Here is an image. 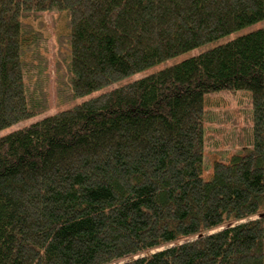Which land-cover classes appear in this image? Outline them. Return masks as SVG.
Masks as SVG:
<instances>
[{
    "label": "trees",
    "instance_id": "1",
    "mask_svg": "<svg viewBox=\"0 0 264 264\" xmlns=\"http://www.w3.org/2000/svg\"><path fill=\"white\" fill-rule=\"evenodd\" d=\"M66 18L67 98L0 135V264H264V0H0V130L42 113L36 20ZM30 85L33 90L30 89ZM248 91L205 160L209 95Z\"/></svg>",
    "mask_w": 264,
    "mask_h": 264
},
{
    "label": "rangeland",
    "instance_id": "2",
    "mask_svg": "<svg viewBox=\"0 0 264 264\" xmlns=\"http://www.w3.org/2000/svg\"><path fill=\"white\" fill-rule=\"evenodd\" d=\"M35 26L42 27L41 45L38 52L33 56V68L30 70L32 76L30 82L39 94L43 109L42 113L15 123L0 130V135L23 125L34 122L46 115L44 112L71 106L85 100L89 95L76 97L73 100L67 98L66 81L67 55H66V18L60 12H46L41 20H36ZM264 26V18L254 23L248 24L228 35L220 37L212 42L202 44L187 52L179 54L173 58L157 63L143 71L125 77L118 81L115 86L129 82L135 78L143 77L158 69L169 66L181 61L201 51L212 48L216 45L227 42L228 40L247 33L249 31ZM111 85L98 91L107 90ZM30 89L33 88L30 85ZM93 92L90 96L98 93ZM248 91H218L209 95L207 112V141L205 144V160L210 162L213 158L224 156L244 145L246 131L249 126L251 105L249 104Z\"/></svg>",
    "mask_w": 264,
    "mask_h": 264
}]
</instances>
